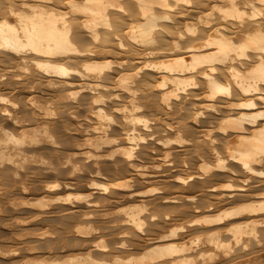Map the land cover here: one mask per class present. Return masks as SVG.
I'll return each instance as SVG.
<instances>
[{"label":"rangeland","instance_id":"374dc122","mask_svg":"<svg viewBox=\"0 0 264 264\" xmlns=\"http://www.w3.org/2000/svg\"><path fill=\"white\" fill-rule=\"evenodd\" d=\"M98 58L91 61L100 62ZM154 59L150 61L157 63ZM13 60L0 53V132L19 142L11 151L0 144V264L64 261L87 251L128 260L167 245L190 247L183 257H174L191 258L195 264H261L264 225H257L255 237L245 235L238 244L230 229L252 219L264 221V212L202 223L264 201V160L254 166L262 175L245 173L229 158L226 142L233 134L217 129L230 114L222 116L221 101L209 110L204 106L208 102L191 100L188 94L194 89L187 87L178 98L170 97L175 105L168 113L150 89L158 76L146 71L154 79L145 77L138 100L147 102L142 99L149 91L150 98L156 97L137 110L140 120L134 122L137 129L128 125L134 127L131 131L122 122L121 104L127 99L121 91H112L118 97L105 89L94 94L75 83L71 99L60 100L62 95L46 86L47 78L33 65L22 71ZM92 95L103 100L95 103L99 107ZM43 106L47 112L41 111ZM97 107L103 109V118L97 119ZM219 160L225 168L217 167ZM173 230L175 236L164 238ZM213 234L220 239L214 245Z\"/></svg>","mask_w":264,"mask_h":264},{"label":"bare ground","instance_id":"6f19581e","mask_svg":"<svg viewBox=\"0 0 264 264\" xmlns=\"http://www.w3.org/2000/svg\"><path fill=\"white\" fill-rule=\"evenodd\" d=\"M0 53L15 59L16 67L22 71L29 64L33 65L39 74L47 78L46 86L53 87L62 95L60 100L65 97L71 99L76 92L71 91L75 83L80 90L94 94L104 89L121 91L127 99V105L120 103L124 105L121 107L123 125L135 126L136 129L140 120L136 113L143 104L149 105L157 96L158 104L171 112L175 104L170 102V97L178 98L179 92L184 93L187 87H191L194 89L191 95L188 94L191 100L195 98L208 102L203 105L209 110L216 108L213 102L221 101L222 116L232 114L223 116L217 125L221 134H233L226 142L229 158L238 162L245 173L263 175L254 166H260L264 160V0H0ZM97 56L102 62L91 61ZM116 56L118 59L111 61ZM150 59H158V62ZM159 59L162 61L159 62ZM146 71H153L159 82L150 88L156 96L150 98L153 90L149 91L147 96L144 94L146 99H142L147 102L141 104L137 94L147 85L145 77L151 76ZM141 95L143 98V93ZM91 97L94 105L103 102L99 96ZM41 109L45 111L44 106ZM180 109L183 110L182 107ZM102 110L98 108L95 111L97 119L103 118ZM101 126L94 128L103 131ZM127 126L126 130L130 128ZM97 141L104 143L102 137ZM2 143L7 145V151L19 146L18 140L0 132ZM2 153L5 154L4 151ZM217 167L225 168L220 160ZM260 212H264V201L243 205L213 220L206 218L208 220L204 219L202 223L210 224L244 213ZM252 220L242 227L238 225L230 229L234 244H238L245 235L255 237L257 225H264V221ZM139 225L138 222L137 228ZM216 234L212 235H215L212 237L215 244L220 240L216 239ZM175 235L174 231L163 236L169 238ZM98 246L103 251L107 249L104 244ZM189 249L174 245L155 246L141 257L128 260L112 257L110 252L109 255L104 254L102 250L99 254L93 252L95 255L87 251L82 257H68L64 261L38 260L29 263L195 264L196 261L189 257L180 260L174 257L178 254L183 257L182 254Z\"/></svg>","mask_w":264,"mask_h":264}]
</instances>
